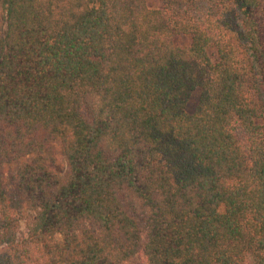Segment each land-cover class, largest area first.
<instances>
[{"label":"trees","instance_id":"trees-1","mask_svg":"<svg viewBox=\"0 0 264 264\" xmlns=\"http://www.w3.org/2000/svg\"><path fill=\"white\" fill-rule=\"evenodd\" d=\"M160 1L0 0V264H264V0Z\"/></svg>","mask_w":264,"mask_h":264},{"label":"rangeland","instance_id":"rangeland-1","mask_svg":"<svg viewBox=\"0 0 264 264\" xmlns=\"http://www.w3.org/2000/svg\"><path fill=\"white\" fill-rule=\"evenodd\" d=\"M147 5L153 8H159L161 7V1L160 0H147ZM196 95L193 96V98L189 101L188 105H187V109L190 110L192 109V107L194 106L195 102H196ZM64 163L62 162V160H59V162L57 163L55 170L59 173L63 172L64 170ZM26 237V229H25V225L22 222L20 229L18 231L17 234V240L21 241ZM131 264H144V259L142 257L141 254H138L131 262Z\"/></svg>","mask_w":264,"mask_h":264}]
</instances>
